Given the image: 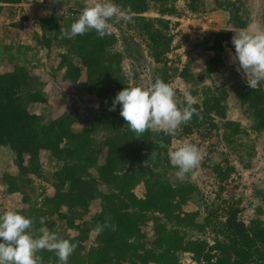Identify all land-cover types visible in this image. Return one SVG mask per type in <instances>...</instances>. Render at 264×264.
Returning <instances> with one entry per match:
<instances>
[{"label":"trees","instance_id":"obj_1","mask_svg":"<svg viewBox=\"0 0 264 264\" xmlns=\"http://www.w3.org/2000/svg\"><path fill=\"white\" fill-rule=\"evenodd\" d=\"M19 1L0 0V11L4 5ZM174 1L113 0L134 13L128 26L131 23L143 38L157 63L151 84L157 77L169 83L178 76L187 85V92L199 99L193 105L198 115L182 124L180 133L174 135L217 130L225 118L226 96L234 88L240 107L252 118L250 129L264 130V81L254 90L245 83L236 87L239 75L227 65L225 48L230 44L231 29L218 28L209 33V45L202 44L208 55H199L203 70L190 69L191 60L180 69L167 64L166 52L173 47L174 33L170 31V19L164 15L176 14ZM184 1L193 11L199 0ZM212 3L210 9L227 11L228 26H246L247 10L238 0ZM149 9L157 16L143 14ZM78 16H63L60 9L49 7L29 30L33 44H1L2 51H7L5 57L0 55V146L12 153L16 171L10 173L5 167L0 174V196L20 195L12 211L33 220L30 231L34 236L46 226L61 238L77 243L68 264H182L180 257L185 253L196 264H264V220L256 216L244 223L238 200L227 202L220 197L224 190L221 181L233 166L211 161L217 181L214 197L204 201L200 218L198 210H184L188 200L197 195L202 201L203 195L188 180H169L168 172L174 168L168 156L173 135L148 130L137 137L120 116L121 105L109 110L117 93L130 86L121 66L122 55L113 49L117 38L114 33L100 38L92 30L62 39V30L70 31ZM25 18L22 15L15 24L20 26ZM6 64H10L9 69H5ZM34 67L45 69L50 77L59 73L68 85H79L92 95L96 103L83 113L66 102L54 115L38 110L45 102L49 80L33 73ZM216 73L223 81L212 78ZM205 78L210 84L200 85ZM176 97L186 106L183 97ZM238 125L234 121L225 128L229 143L234 141ZM152 152L156 153L154 159ZM139 184L141 196L134 192ZM6 206L0 202V214ZM41 217L46 218L45 225L40 224ZM106 218L114 229L93 232ZM148 225L149 235L145 230ZM205 230L209 240L189 235ZM38 255L43 264H60L54 252L44 250Z\"/></svg>","mask_w":264,"mask_h":264},{"label":"rangeland","instance_id":"obj_2","mask_svg":"<svg viewBox=\"0 0 264 264\" xmlns=\"http://www.w3.org/2000/svg\"><path fill=\"white\" fill-rule=\"evenodd\" d=\"M243 4L247 10L248 21L243 28H233L227 25V11L223 9H210L213 5L212 0H199L195 3L193 11L187 9L184 0H175L174 6L176 14L164 15L165 18L170 19V31L174 33V39L171 46L173 47L166 52L167 64L170 66L176 65L180 69L187 61L191 60L189 64L193 71L203 70L202 60L199 55L201 53L208 55L207 50H204L203 43L209 45L206 41L209 33L218 28H229L232 30L230 44L226 45L227 65H232L239 78L236 82V87L246 82V76L243 71H237L238 61L234 60L235 48L232 44V38L235 33L241 30L255 31L257 29H264V0H238ZM85 6V0H20L14 5H4L0 11V55L6 56V51H2L1 44H8L10 42H27L33 44L30 39V29L34 27L33 22L37 17H42L45 10L49 7L60 9L61 15L73 16L74 13H79ZM147 16H157L153 9L143 13ZM25 15L26 18L21 20L20 26L16 25L20 17ZM129 22L121 21L115 25L114 34L117 41L113 47L122 55L121 66L124 74L131 70L133 76L126 80L130 86L148 87L151 85V79L155 73L157 63L153 61L145 46L143 38L137 33L132 24L128 26ZM32 40V41H31ZM11 53V50L8 52ZM42 65V64H40ZM10 64L5 65V69H9ZM47 70L49 68L47 67ZM33 73L39 74L41 79H48L45 90V102L38 106V110L48 111L50 115L56 114L64 102L66 104L76 106L77 111L88 110L96 100L92 95L87 94L82 87L76 84L68 85L66 80H63L59 73L55 77H50L45 69L34 67ZM32 72V71H31ZM62 73V72H61ZM84 73L82 71L79 80L83 81ZM219 74H213L212 78L218 82L223 81V78L218 77ZM210 79L205 78L200 85L210 84ZM171 84L176 90V96H181L185 100L187 92V85L181 81L178 76L170 79ZM264 89V83L262 84ZM195 101H199L196 96ZM227 109L225 118L222 120L223 124L219 125L217 130L204 134L200 131L194 130L191 133H182L179 136L173 135L168 151L173 150L174 147L184 143H191L198 146L204 152V159L200 166L192 172L186 174L184 177H178V168L169 170V180L171 182L179 179H185L193 183L199 193L203 195L202 201H199L197 195L193 200H188L184 204L183 209L187 211L198 210L200 218L204 215L203 203L214 197V192L217 189V181L211 170V161L219 162L221 166H233V171L230 175L221 181L223 185V192L221 199L225 201H237V206L241 208L239 213L240 218L247 223L250 218L260 217L264 220V130L260 132L252 131V118L244 108L240 107L238 98L236 96L235 88L231 90L226 96ZM238 122V136H233V142H228L225 137V128L230 122ZM179 127L176 131L180 133ZM241 130V132H240ZM210 157V160L209 158ZM41 164L44 165V156L40 153ZM8 167V171L15 172V163L12 161V153L7 147L0 146V174ZM134 192L141 196L142 185L139 184L134 188ZM20 195H13L3 199L0 196V202L7 204L6 210H12L14 201H18ZM261 210L260 213L258 209ZM5 210V211H6ZM147 235L151 233L149 225L145 227ZM70 234L71 231L69 230ZM191 237H203L209 240V233L191 231ZM90 239L93 234H90ZM182 264H196L191 261L188 254H182Z\"/></svg>","mask_w":264,"mask_h":264},{"label":"clouds","instance_id":"obj_3","mask_svg":"<svg viewBox=\"0 0 264 264\" xmlns=\"http://www.w3.org/2000/svg\"><path fill=\"white\" fill-rule=\"evenodd\" d=\"M133 17L130 8L123 9L113 0H85V6L71 24L70 31L62 30L61 38L72 39L92 30L104 38L113 34L116 24L122 20L131 22ZM232 44L235 48L233 59L238 61L237 71L242 70L247 85L256 89L264 81V29L241 30L233 36ZM125 75L131 78L134 74L128 70ZM185 103L186 106L178 103L174 87L157 77L148 87H124L115 96L109 110L114 111L117 104L121 105L120 116L137 137L148 130L174 135L182 124L198 115L193 107L194 97L186 94ZM151 156L154 159L156 153L152 152ZM168 156L171 165L179 170L178 177H184L200 166L204 152L195 144L184 143L170 150ZM39 222L45 225L46 218L41 217ZM32 226L33 220L17 211L6 210L0 214V264H43L38 253L44 250L54 252L60 264H68L78 244L61 238L46 226L39 229V236H34L30 231ZM114 227L110 218H106L92 231L101 234L106 228Z\"/></svg>","mask_w":264,"mask_h":264}]
</instances>
